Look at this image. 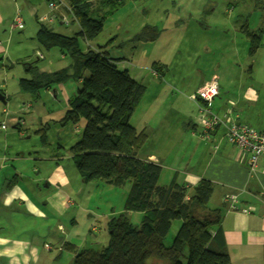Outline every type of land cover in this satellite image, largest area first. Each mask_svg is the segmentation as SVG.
<instances>
[{
    "label": "rangeland",
    "instance_id": "374dc122",
    "mask_svg": "<svg viewBox=\"0 0 264 264\" xmlns=\"http://www.w3.org/2000/svg\"><path fill=\"white\" fill-rule=\"evenodd\" d=\"M10 1L11 6L5 2L2 5L6 19L18 7L17 12L25 15L27 28L20 31L8 27L4 46L12 52L0 54V84L4 81L9 85V102L0 101V123L3 124L0 127V257L3 258L0 264H9L5 256L11 259V264H73L74 253L70 250L63 249L62 257L53 259L59 254V243L64 238L80 249L107 245L108 219L125 211L131 183L126 187L109 186L102 179L85 181L81 176L71 147L81 139L86 121L81 118L76 123L63 122L69 99L81 86L78 80L54 84L49 93L46 89L35 94L20 88L21 78L33 76L28 67L30 64L57 70L69 66L72 59L58 47L47 50L36 39L40 22L29 14V8L34 5L39 9V15H47L53 10L47 0ZM119 1L120 6L107 14L103 32L95 40L79 38L83 48L105 46L110 56L117 59L120 69L129 70L134 78L147 86L132 118L138 129L147 127L150 138L146 149L153 148L154 134L161 129L162 123L169 124L164 129L169 132L171 128L174 136L179 138L183 133H179L177 126L189 132L186 123L194 122L200 109L191 94L213 75L219 78L222 99L230 93L235 94L252 66H255V74L264 80V0ZM95 8L110 10L105 6V0H96ZM65 15L67 21L55 29L66 35L78 33L79 24L74 21V15L68 10ZM146 26L157 28L149 32L150 35L158 34L154 40L137 39V34ZM246 28L261 29L262 47L255 56L248 53L250 42ZM37 50L45 57L40 58ZM31 100L35 103L33 109L42 104L43 107L38 109L34 122L21 129L15 128L8 122V115ZM196 133L199 137L200 131ZM182 138V142L174 139L170 142L178 151L164 168L160 184L169 182L173 168H185L189 163L190 167H197L205 159L206 153L201 155L195 147L199 139L187 145L186 134ZM170 154L163 156L167 158ZM57 164L65 167L71 180L72 193L66 196L72 204L63 210L46 202L50 195L58 192L57 187L54 184L47 187L36 180L50 173ZM209 205L215 206L213 199ZM142 215L132 212L129 217L139 224ZM180 225V220L174 221L168 243ZM93 226L97 228L96 236ZM18 242H31L32 246H18ZM47 245L55 248L53 251L41 248L42 255L38 254L35 247Z\"/></svg>",
    "mask_w": 264,
    "mask_h": 264
},
{
    "label": "trees",
    "instance_id": "16d2710c",
    "mask_svg": "<svg viewBox=\"0 0 264 264\" xmlns=\"http://www.w3.org/2000/svg\"><path fill=\"white\" fill-rule=\"evenodd\" d=\"M67 2L79 22L78 33L66 35L41 23L36 39L47 50L58 47L71 57V64L53 71L31 65L33 76L21 78L20 88L38 92L71 79L81 80L63 119L64 123L86 121L81 139L71 147L72 157L85 181L102 179L119 187L131 183V188L125 211L108 219L107 245L80 249L74 242L64 241L62 248L74 253L73 264H231L227 246L218 236L223 210L209 206L214 183L203 178L190 188L176 176L168 184L159 183L164 169L140 156L148 136L131 123L146 86L129 70L120 69L105 46H81L79 36L95 40L103 32L107 14L115 11L120 1L105 0V6L110 7L106 11L96 10L89 0ZM153 29L157 28L144 27L137 39L154 40L158 34L150 35ZM245 34L253 55L262 45L261 29L246 28ZM132 212L143 213L139 224L129 217ZM177 220L180 228L168 243Z\"/></svg>",
    "mask_w": 264,
    "mask_h": 264
},
{
    "label": "crops",
    "instance_id": "0c3cea01",
    "mask_svg": "<svg viewBox=\"0 0 264 264\" xmlns=\"http://www.w3.org/2000/svg\"><path fill=\"white\" fill-rule=\"evenodd\" d=\"M89 1L94 2L95 5L96 0H89ZM4 2L7 5L11 6L10 0H0V5H1L0 6V54L3 53V55L8 54L7 52L10 53L12 52V50L9 47L4 46V39L6 35L5 32L8 29V27H11L14 15L19 9L17 7V9L14 10L13 14L9 15L8 18L6 19L5 9H3L5 8V6L2 7ZM65 10H66L65 7L60 6L57 9H53L52 11H49L47 15L43 16V15H39V9H37L36 7H34V5H32V7L29 8V14L35 16V18L40 22V24L44 23L50 26L52 29L56 30L55 26L62 27L64 25V22H62V17L65 15ZM21 11L24 10L22 9ZM23 16L25 17L24 14ZM43 18L46 19L43 20ZM25 22L26 24L24 29H19L20 31H24L27 28L26 19ZM79 30H80V25H79ZM2 31L4 33H2ZM261 47L257 50L255 54H253L254 56L257 53H259ZM93 48H98V47H93ZM248 53L250 54L249 48H248ZM250 55L252 56V54ZM36 66L40 70L53 71V69L50 68V66L49 68H46L47 66L44 67H39L38 65ZM28 67H31V64ZM254 67L255 66H252L249 69V73L247 74V77L240 81V85L236 89L235 94L230 93L229 95L225 96V98L222 99L221 97L222 92L220 86L219 94L210 103V107L214 111L220 113L221 115L228 114L227 120H229L230 118H235L240 122L249 123L250 125L254 126L257 129L264 130V80H262L260 77H258L255 74ZM214 76L217 75L216 74L213 75L211 79L206 80L205 82L200 84L195 89V91L201 85L212 80ZM78 81L79 83H81V80ZM6 84L7 85H5L3 81V83L0 84V89L1 90L4 89L7 98V93H8L7 89L9 85L8 83ZM51 89L48 88L46 90L49 93ZM146 90H147V86H146ZM31 93L36 94L38 92H31ZM53 93L55 94L56 97L57 96L56 89L53 90ZM219 99H221L222 102L220 101L218 103ZM8 102L9 100L7 98V103ZM34 105L35 103L31 100L23 105H20L17 111L12 110L10 112L11 114L8 115V119H9L8 122L10 121V123H12L15 128H19V129H21L25 124L28 125L30 122H34L36 117L35 115L36 113H39L38 109L42 108L43 104L42 106L33 109ZM153 106L154 103L153 105H151V107ZM134 114L131 117V123ZM199 115L200 112L198 109V117L196 118V120L194 122L191 121L189 123H186V128H188L189 132L185 131L183 127L177 126V128L179 129V133H183V135L186 134V139L188 140L187 145H190L192 140L196 138L199 139L195 147H198V152L201 155L203 153H206L205 159L203 163L197 167L196 166L190 167L189 166L190 163H189L185 168H179V167L173 168L174 172L170 176L169 182L176 176L177 180L181 184L191 188L194 185L198 184L200 180H202L203 178L211 180L214 183V187H215L214 193L210 199V201L212 199L214 200L215 206L212 208L221 207L223 210V219L220 227H218L219 230L218 236L220 242L225 243L227 246L231 258V264H264V157H262L258 161L255 167H252L249 159L250 156L249 153L247 151L241 150L240 148L236 147L228 140L227 128L225 125H222L219 128H217L213 132L212 137L210 138L202 137L201 134L202 125L200 124L199 121ZM132 125L138 131H142V130L146 131L148 136L145 144L143 145V147L139 152V153H144V155L142 156L140 154V156L142 158L149 159L155 163L161 164L163 169L169 166L170 163L168 161L173 159V157L175 156L174 153L178 151L176 146L173 147V145L172 146L170 145V142L171 140L173 141V139L182 142L183 135H181L182 137L180 138L178 135L174 136V132L172 131L171 128L169 132L168 130L164 129V127H169V124L162 123L161 129H159V131L154 134L153 148L146 149L145 145L150 138V135L147 132L148 131L147 127L138 129L133 123ZM198 130L200 131L199 137L196 136L197 134L196 131ZM164 153H171V154L166 158L163 156ZM181 174L183 175L181 176ZM36 180H38L39 182H44L45 186L47 187L48 185L54 184V186L57 187L58 189V192L54 196L51 195L49 196L50 198H48L46 201L47 205H50L54 208H56L57 206L59 207L58 209L63 210L68 208L67 207L68 204H72L71 200L68 198V196H66L68 193L69 194L72 193L71 180L63 165L57 164L50 173ZM0 183H2L1 179H0ZM106 184L108 183L106 182ZM109 186H113V185L109 184ZM229 194H234L236 196V203L234 204V206L232 205L231 201L225 199L226 195ZM37 206L38 205H36L35 207ZM249 207H252V209L249 212H246L245 209ZM92 231L95 232V236H96L97 235L96 226L92 227ZM64 241L65 240L63 238V242L59 243V246L57 248L59 254L58 255L55 254V257H53V259L58 260L59 257H62L63 253L61 252L63 251L62 244L64 243ZM10 242H14V241H10ZM19 245L32 246V243L18 242V246ZM41 248H45L46 250L53 251L55 246L47 245L44 247L43 246L35 247V249H37L38 251V254L40 255H42L40 253ZM5 258L7 259L8 263L11 264L10 263L11 259H8L6 256ZM1 259L3 258L0 257V260Z\"/></svg>",
    "mask_w": 264,
    "mask_h": 264
},
{
    "label": "built area",
    "instance_id": "2783aa9c",
    "mask_svg": "<svg viewBox=\"0 0 264 264\" xmlns=\"http://www.w3.org/2000/svg\"><path fill=\"white\" fill-rule=\"evenodd\" d=\"M48 5L51 9H57L60 6L65 7L66 10L75 14L73 7L67 2V0H48ZM46 18H43L45 20ZM67 21V15L62 17V22ZM25 18L23 14L18 11L12 20V29H24ZM40 58H44V54L41 51H37ZM220 84L218 77L214 76L212 80L201 85L194 93L191 94V98L197 104H199V121L202 125V137L210 138L216 127L225 125L227 128L228 140L241 150L249 153V159L252 167H255L258 161L264 157V130H260L250 125L249 123L240 122L235 118H228V114L221 115L214 111L210 107V103L219 94ZM202 102V104H201ZM3 126L0 123V127ZM225 199L232 202V205L236 203V196L234 194L226 195ZM252 207L246 208L245 211L249 212Z\"/></svg>",
    "mask_w": 264,
    "mask_h": 264
},
{
    "label": "water",
    "instance_id": "95a60500",
    "mask_svg": "<svg viewBox=\"0 0 264 264\" xmlns=\"http://www.w3.org/2000/svg\"><path fill=\"white\" fill-rule=\"evenodd\" d=\"M0 101H2L3 103H7V98H6V95L0 91Z\"/></svg>",
    "mask_w": 264,
    "mask_h": 264
}]
</instances>
